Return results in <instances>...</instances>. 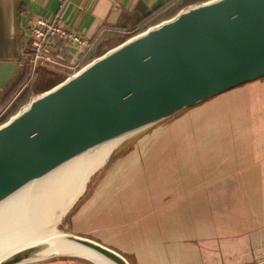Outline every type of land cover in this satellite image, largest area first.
<instances>
[{
  "label": "water",
  "instance_id": "95a60500",
  "mask_svg": "<svg viewBox=\"0 0 264 264\" xmlns=\"http://www.w3.org/2000/svg\"><path fill=\"white\" fill-rule=\"evenodd\" d=\"M17 71L0 60V88ZM264 76V0H205L128 36L35 94L0 123V202L95 145ZM120 253L67 231L0 251V264ZM96 264V263H95ZM250 264H264V257Z\"/></svg>",
  "mask_w": 264,
  "mask_h": 264
},
{
  "label": "rangeland",
  "instance_id": "374dc122",
  "mask_svg": "<svg viewBox=\"0 0 264 264\" xmlns=\"http://www.w3.org/2000/svg\"><path fill=\"white\" fill-rule=\"evenodd\" d=\"M203 101L191 106L196 120L185 124V114L162 123L153 141L141 140L131 153L121 152L167 117L120 137L55 230L91 238L130 264L252 263L259 247L233 236L232 221L222 224L234 220L232 205H264V170H257L264 162V76ZM151 147L154 159L144 154ZM117 152L124 154L118 162ZM56 258L68 256L21 264Z\"/></svg>",
  "mask_w": 264,
  "mask_h": 264
},
{
  "label": "crops",
  "instance_id": "0c3cea01",
  "mask_svg": "<svg viewBox=\"0 0 264 264\" xmlns=\"http://www.w3.org/2000/svg\"><path fill=\"white\" fill-rule=\"evenodd\" d=\"M179 1L0 0V60L17 62L16 73L0 88V115L28 83L31 93L29 100L88 62L83 63L89 53L94 58L119 43L121 34L140 26L145 29L188 5L205 0H194L184 5H178ZM54 14H59L60 19L84 35L90 46L81 52L65 42L57 41L47 47L50 61H39L32 67L29 61L30 19ZM257 249L259 252L255 254L253 262L264 257V250Z\"/></svg>",
  "mask_w": 264,
  "mask_h": 264
},
{
  "label": "bare ground",
  "instance_id": "6f19581e",
  "mask_svg": "<svg viewBox=\"0 0 264 264\" xmlns=\"http://www.w3.org/2000/svg\"><path fill=\"white\" fill-rule=\"evenodd\" d=\"M118 139L105 140L74 155L41 179L26 183L1 201L0 251L57 233L55 225L70 201L82 190L89 174L100 165ZM68 250L76 255L85 253L86 258L96 264H107L76 245L70 244Z\"/></svg>",
  "mask_w": 264,
  "mask_h": 264
},
{
  "label": "trees",
  "instance_id": "16d2710c",
  "mask_svg": "<svg viewBox=\"0 0 264 264\" xmlns=\"http://www.w3.org/2000/svg\"><path fill=\"white\" fill-rule=\"evenodd\" d=\"M191 1H194V0H180L178 5H180V4L184 5V4L189 3ZM173 11H174V9H173ZM175 11H176V9H175ZM143 28H144V26L143 27L140 26V27L136 28L135 30L128 31L126 33L121 34V36H119V42L126 39L128 36L142 30ZM91 58H92V54L89 53L84 58L87 60L83 61V63L86 61H89ZM257 78H259V77H257ZM28 85H29V83H28ZM28 85H26L24 88H22L19 91V93L15 97H13V99L10 101V103L8 104V106L6 107L4 112L0 115V123L3 122L4 120H6L9 115L14 113L21 105H23L27 102L28 98L31 95V93L29 92ZM201 101H203V100H201ZM201 101H199V102H201ZM199 102H197V103H199ZM196 104H194V105H196ZM194 105H191V106H194ZM191 106L177 111L176 113L172 114L171 116H168L166 119L154 124L153 126L148 128L147 130H145V131L137 134L136 136H134L133 137L134 141L130 144V146L128 148L124 149L121 153H125V152L131 153V152L135 151L136 149H138L140 147L139 142H141V140H143V139H150L151 141H153L157 136L156 132H158L161 128V124L165 123L171 119L176 118L178 115H181V116L175 119L176 122L178 120H181V118L185 114H186V118L182 119V122L185 121L184 122L185 124H187V120H189V119L195 118V120H196L198 118L197 117L198 112H197V110H193V109L190 110L192 108ZM147 151H150L149 156L154 159V156L156 153L155 149L153 147H151L150 149L147 148L146 151H144V154ZM119 153L120 152H117L118 155H119ZM118 155L116 158V162H118L119 159L122 156H124V154H120L119 156ZM257 170H264V162L261 161L258 164ZM232 206L234 209L232 211L233 215H234V220H228L225 217L224 218L225 221H223L222 227L226 226V224H229V222L232 221L233 226H230V228H228V231L232 232V234H234L233 236H238V235L240 237L244 236L245 240H247L246 243H248V245L251 248L252 247H259L260 249L264 250V205L260 204V207L257 210L255 209V206H251L249 204H246V207L243 205H239L238 207H236V205H232ZM224 223H226V224H224ZM224 228L227 229V227H223V229ZM227 232H225V234H222V236L227 237ZM241 235H243V236H241ZM76 259L80 260L77 262V264H79V262L82 264H94V263L89 262L88 260H86L84 258H81V257L79 258V257H75V256H68V258H66V259H64V258L47 259V260H42L40 262H32V263H25V264H75V261H77Z\"/></svg>",
  "mask_w": 264,
  "mask_h": 264
},
{
  "label": "built area",
  "instance_id": "2783aa9c",
  "mask_svg": "<svg viewBox=\"0 0 264 264\" xmlns=\"http://www.w3.org/2000/svg\"><path fill=\"white\" fill-rule=\"evenodd\" d=\"M57 41L65 42L81 52L86 51L90 46L86 37L60 19L59 14L32 17L29 22L31 66L39 61L42 63L50 61L47 47Z\"/></svg>",
  "mask_w": 264,
  "mask_h": 264
}]
</instances>
